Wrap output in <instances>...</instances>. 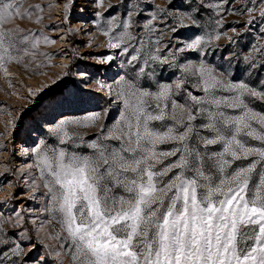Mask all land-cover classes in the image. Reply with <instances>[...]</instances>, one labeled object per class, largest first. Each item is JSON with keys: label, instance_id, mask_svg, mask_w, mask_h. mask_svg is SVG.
<instances>
[{"label": "snow or ice", "instance_id": "obj_1", "mask_svg": "<svg viewBox=\"0 0 264 264\" xmlns=\"http://www.w3.org/2000/svg\"><path fill=\"white\" fill-rule=\"evenodd\" d=\"M56 5L58 23L44 27L66 25L57 37L65 42L89 37L80 41L87 51L73 47L76 59L92 61L97 75L116 61L128 69L111 83L87 70L75 74L87 91L118 105L119 116L109 124L105 109L60 119L27 148L0 144V264H264V111L256 108L264 105V78L232 75L264 70V0ZM51 8L0 0V75L10 86L11 66L35 57L42 40L56 42L21 27L42 25ZM77 10L86 23L73 26ZM229 10L238 17L232 35L222 23ZM203 14L212 31L201 25ZM253 26L259 40L250 52L233 49L227 67L208 62L222 38L237 44ZM178 27L202 34L184 40ZM167 69L175 79L162 82L158 71ZM48 87H29L21 98L35 103ZM22 116L6 120L0 138L8 141ZM37 199L42 214L24 203Z\"/></svg>", "mask_w": 264, "mask_h": 264}, {"label": "rangeland", "instance_id": "obj_2", "mask_svg": "<svg viewBox=\"0 0 264 264\" xmlns=\"http://www.w3.org/2000/svg\"><path fill=\"white\" fill-rule=\"evenodd\" d=\"M27 3H36L37 0H26ZM43 4L51 3V9H45V19L42 25H35L25 20L21 27L31 29L33 32L39 30L43 35H47L51 40H55V43H44L41 41L38 49L35 50V57H25L26 64L16 67L15 65L10 67L9 75L13 77L12 85L0 75V131H4V122L11 119L12 115L20 117L23 112L22 119L17 121V128L10 130L8 133V141L0 138V144L8 143L9 148L12 145L17 150L27 148L33 144L37 138H44L46 136V129L60 119H81L85 115L92 112H100L105 109H110V116L108 123L111 124L119 116L118 105H109L108 98L103 94L87 91L80 83L76 73L87 70L95 78L101 79L105 74V71L109 69L106 67L98 75L94 72V65L92 61L87 59H76L73 55V47L81 48L87 51L86 48L80 43L82 40H87L89 37L77 36L73 40L68 38V41H62L57 39L65 29L66 25H59L57 27H44V25H52L57 22V16L59 14V7L56 5V0H39ZM156 3L163 4L164 0H155ZM179 2V0H178ZM222 2V0H217ZM241 0H237V6ZM115 3V0H113ZM51 11V16H48ZM122 12V9L119 10ZM114 15L117 13H113ZM147 15V13H145ZM238 17L233 15L231 10L225 16L224 30L228 31L229 35H232L231 28L238 27L236 21ZM243 19V18H241ZM72 25H83L86 23L84 19H81L78 10L73 11L71 16ZM90 23V18L89 21ZM15 23V22H13ZM20 23V21H17ZM202 26L206 27L208 31H212L211 27H208L209 16L203 14L200 20ZM219 30V29H218ZM241 31H244L241 29ZM202 34L198 29L192 27L179 28L178 35L181 39L187 40L193 36V34ZM171 32L167 33V36H172ZM259 40V36L256 33L255 26L251 34H245L237 44L229 45L228 42L222 38L219 42L222 47L212 50L207 56L209 63L215 65H223L227 67L230 53L234 49L242 57L244 54L251 51V45ZM106 38L100 34L96 35V43L103 44ZM175 42V41H174ZM94 51H103V49H93ZM58 53V54H57ZM47 54V55H45ZM184 56L189 60L199 59L198 54L194 52L185 53ZM233 69L237 66V59L231 60ZM60 65H68V69L60 67ZM113 65V64H112ZM243 68L244 65L240 64ZM127 68L120 67V61H117L114 65V70L107 77L108 82L111 83L119 75H123ZM64 71H70L73 75L65 77L57 84L53 85L52 80L57 75H63ZM16 75V77H15ZM18 75V76H17ZM158 78L162 82H171L175 79L172 75V70L167 69L158 71ZM178 75V73L176 74ZM232 75L238 77L240 80L256 82L259 79L264 78V70H255L253 72H236L233 71ZM48 84L50 87L44 89L39 97H34L35 103H31L29 100L22 99L21 97L27 92L29 87L35 88V91L40 85ZM33 85V86H32ZM258 111H264V105H256ZM26 109V110H25ZM82 133L86 135V138H91L92 132L86 129H80ZM50 143H55L54 138L49 139ZM19 156V152H17ZM24 159L23 157L20 158ZM4 193L0 192V198ZM27 207L34 210L35 213L42 214L43 202L40 199L36 201H25ZM53 243H55L53 241Z\"/></svg>", "mask_w": 264, "mask_h": 264}, {"label": "built area", "instance_id": "obj_3", "mask_svg": "<svg viewBox=\"0 0 264 264\" xmlns=\"http://www.w3.org/2000/svg\"><path fill=\"white\" fill-rule=\"evenodd\" d=\"M117 62V61H116ZM116 62L115 63H113V65H111L110 67H109V69H107L106 71H105V74L101 77V79H104V80H109V78L107 77L108 75H110L111 73H112V71L114 70V65L116 64Z\"/></svg>", "mask_w": 264, "mask_h": 264}, {"label": "bare ground", "instance_id": "obj_4", "mask_svg": "<svg viewBox=\"0 0 264 264\" xmlns=\"http://www.w3.org/2000/svg\"><path fill=\"white\" fill-rule=\"evenodd\" d=\"M18 76V75H17ZM15 77H16V75H15ZM33 86V85H32ZM32 89H35V88H32Z\"/></svg>", "mask_w": 264, "mask_h": 264}]
</instances>
